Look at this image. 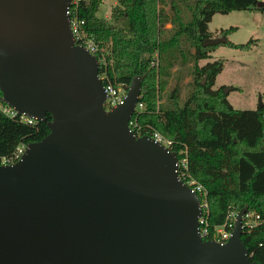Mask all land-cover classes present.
Returning a JSON list of instances; mask_svg holds the SVG:
<instances>
[{
	"label": "water",
	"instance_id": "obj_1",
	"mask_svg": "<svg viewBox=\"0 0 264 264\" xmlns=\"http://www.w3.org/2000/svg\"><path fill=\"white\" fill-rule=\"evenodd\" d=\"M68 6L0 0L1 99L51 118L19 161L0 165V264H260L240 238L246 209L224 244L200 238L199 199L175 153L128 128L142 79L106 110L98 59L75 45Z\"/></svg>",
	"mask_w": 264,
	"mask_h": 264
},
{
	"label": "trees",
	"instance_id": "obj_2",
	"mask_svg": "<svg viewBox=\"0 0 264 264\" xmlns=\"http://www.w3.org/2000/svg\"><path fill=\"white\" fill-rule=\"evenodd\" d=\"M258 1L117 0L107 21L99 14L102 0H80L76 16L98 46L95 56L103 60V85L127 90L134 77L142 79L143 109L136 114L137 122L173 141L177 155L186 150L190 178L207 192L210 230L222 225L230 212L246 209L259 215L258 225L244 229L240 238L250 261L264 264V106L234 109L222 89H213L223 61L198 64L217 46H203L205 39L215 37L208 31L212 16L263 11ZM232 30L219 32L226 39L222 44L250 49L252 40H227ZM50 119L47 114L31 127L0 114V158L9 155L17 141L41 140L49 132ZM8 120L12 123L4 129Z\"/></svg>",
	"mask_w": 264,
	"mask_h": 264
},
{
	"label": "rangeland",
	"instance_id": "obj_3",
	"mask_svg": "<svg viewBox=\"0 0 264 264\" xmlns=\"http://www.w3.org/2000/svg\"><path fill=\"white\" fill-rule=\"evenodd\" d=\"M116 1L102 0L99 11L101 17L110 21L111 9ZM166 27L170 25L167 24ZM230 27H234V30L227 34V40L234 44H245L252 40L251 48L240 50L218 44L210 53V57L199 61L198 64L204 65L218 59L222 60V69L215 78L213 89L223 91L224 88L229 87L231 90L226 98L234 109L255 110L260 103L264 105V10L217 13L208 23V31L215 37H220L219 32ZM189 79V76L185 77L184 82ZM185 92L183 87L181 96H184ZM10 123L12 121L8 120L4 129L10 126ZM19 143L21 141L15 142V147Z\"/></svg>",
	"mask_w": 264,
	"mask_h": 264
},
{
	"label": "built area",
	"instance_id": "obj_4",
	"mask_svg": "<svg viewBox=\"0 0 264 264\" xmlns=\"http://www.w3.org/2000/svg\"><path fill=\"white\" fill-rule=\"evenodd\" d=\"M80 0H69V6L67 8V14L69 15V24L70 29L73 35V41L75 45L84 47L86 51L90 54L95 55L98 52V46L93 40V38L85 31L84 21L78 19L76 16L77 6ZM99 64L103 60H98ZM100 80L104 79L103 76L99 75ZM106 98L103 103V106L106 110H109L115 107L117 104L121 103L125 97L127 90L122 85L114 86L113 84L107 83L104 85ZM143 109V103L139 102L134 108V112L128 122L129 130L134 134L135 137L140 136H149L155 142L159 143L164 149L169 152H173L174 142L170 139L163 136L161 133L153 129H144L138 122L136 114ZM0 114L4 117L27 126L35 127L38 124V121L34 118L28 117L24 114H18L12 107L8 106L1 99L0 93ZM144 129V130H143ZM27 147L26 143H19L14 148V150L9 154L0 159V165H11L19 161ZM175 153V152H173ZM177 158V174L179 179L193 191L199 199L198 209L199 215L197 217V230L200 238L205 240H211L219 244H224L231 235V231L234 225V220L236 213L230 212L226 217L224 223L220 226L215 227L214 230H210L208 216H209V207L206 199L207 192L205 188L199 184L193 178H190L188 171V159L186 150H180L178 155L175 153ZM179 156V157H178ZM259 215L254 212H246L242 217V230L247 229L251 230L253 227L258 225Z\"/></svg>",
	"mask_w": 264,
	"mask_h": 264
}]
</instances>
